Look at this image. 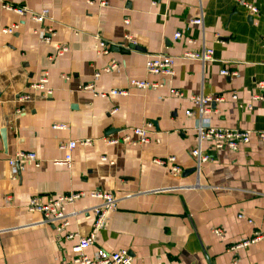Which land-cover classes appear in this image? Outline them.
<instances>
[{
  "label": "crops",
  "instance_id": "1",
  "mask_svg": "<svg viewBox=\"0 0 264 264\" xmlns=\"http://www.w3.org/2000/svg\"><path fill=\"white\" fill-rule=\"evenodd\" d=\"M241 1L258 14L236 0H0V264L70 260L80 238L92 232L100 204L89 195L94 191L112 193L116 205L94 233L88 255L127 250L133 264H264V238L232 250L264 236V143L253 135L230 151L214 150L205 140L202 153L211 159L199 171L190 155L200 122L264 130V100H251L264 81V0ZM3 4L47 10L48 18L38 24ZM201 14L202 25L190 24ZM12 25L13 34L1 32ZM47 29L54 32L49 44L42 41ZM177 32L182 37L174 39ZM126 36L136 49L125 48ZM60 46L68 51L57 56ZM203 48L213 50V61L181 58ZM160 53L174 59L169 78L145 70L147 58ZM43 76L50 96L32 87ZM131 80L163 85L138 89ZM112 90L127 94L109 95ZM21 95L28 100L20 102ZM219 95L223 101L205 104L203 115L190 100ZM148 122L149 144L105 142ZM86 139L91 144L73 149L70 167L56 164L64 157L60 145ZM19 151L36 154L39 165H9ZM169 156L182 168L179 176L153 163ZM72 192L83 196L66 206L69 225L61 233L27 210L32 197L44 202Z\"/></svg>",
  "mask_w": 264,
  "mask_h": 264
},
{
  "label": "built area",
  "instance_id": "2",
  "mask_svg": "<svg viewBox=\"0 0 264 264\" xmlns=\"http://www.w3.org/2000/svg\"><path fill=\"white\" fill-rule=\"evenodd\" d=\"M236 1L243 8H245L250 15L258 14V9L254 5L241 0ZM92 3L93 2H90V4ZM100 5H105V3L100 2ZM3 8L20 16L29 15L30 18L38 24H43L45 19L48 18L47 10H42L40 13H33L26 10L25 8L13 6L10 4H3ZM125 22L127 23V21ZM190 24L202 25V14L198 18L192 20ZM15 29H17V25H12L11 27L2 29L1 32L6 35H11L13 34ZM53 36L54 32L51 29H47L46 33L42 37V41L46 44H49ZM181 37L182 35L180 32L174 34V39H179ZM126 42L127 43L125 44V48L129 47V43H133V39L130 36H126ZM99 46L102 52L107 53L108 49L104 42H99ZM67 51V46H60L57 47L56 54L57 56H62ZM181 58L186 60H195L205 64L207 62L213 61V50L203 48L200 51H188L183 53ZM173 65L174 59L171 56L160 53L151 55L147 58L145 62V70L149 75L158 76L160 78H169L174 75ZM114 67L115 64L112 63L109 66V70ZM220 74L223 76L234 75V73H230L227 70H222ZM47 82V77L43 76L38 80L37 83L32 84V87L41 90L44 96H50L52 94V91L46 86ZM130 85L138 89H150L161 87L163 83L162 81L150 83L141 80H131ZM91 88V84L84 87V89ZM258 88L260 89V93L252 94V102H259L264 100V81L258 83ZM126 94L127 91L112 90L109 92V95L123 96ZM174 94L179 96L181 95L179 92H175ZM106 95L107 94H101L102 97H105ZM28 98V95H21L19 96L18 100L20 102H23L25 100H28ZM231 99L236 100L237 96L233 94L231 96ZM190 100L197 105L199 114L203 115L209 112V109L205 108V104L211 102H222L223 96H195L190 98ZM21 112V107L16 110L17 114H20ZM191 114L192 113L190 111L186 112V115L188 116H190ZM54 128L64 129L65 126L56 125L54 126ZM152 128V123L148 122L143 127L132 128L128 133L124 134L120 138H111L105 140V142L111 145L119 143L129 145H146L152 142L151 138L149 137V133ZM253 135H255L260 142L264 143V130L253 133L248 130L217 128L209 125L208 123L200 122L196 128V145L190 151V155L195 161L196 170L199 171L200 167L211 159L209 155L202 153V143L205 140H209L212 143V148L214 150L237 151L241 146L247 145ZM155 142L158 143V140H155ZM90 144L91 140L86 139L82 141H71L67 144L60 145L59 148L64 153V157L62 161L56 162V164L70 167L73 149H75L78 145L89 146ZM102 160L106 161L107 159L105 157H102ZM7 162L11 166H20L25 162H32L35 166L39 165L36 154L24 151L16 152L12 157L7 160ZM153 163L156 165L164 166L168 170V172L174 177L179 176L183 171L174 156H169L165 159H154ZM110 164H112V162H110ZM89 195L90 197L100 201V204L93 209L95 219L93 223L92 232L87 237L80 238L78 244L73 248L74 256L70 260L63 262L62 264H133V257L129 254L127 250L107 252L102 249H97L93 253V255H88L86 253V250L89 248V246L94 240V233L99 231L103 227L106 214L116 205L115 196L110 192L94 191L91 192ZM82 196V192H72L59 196L48 197L47 200L44 202H42L40 197H32L30 198L26 207L29 212L41 214L43 217V223L48 225H55V231L57 233H61L62 230L69 225V215H67L65 212L66 206L73 204ZM238 218H242V216L240 215L238 216ZM213 232L218 236L222 235V231L219 229H216ZM263 238L264 236L255 235L249 240H245L236 244L234 247H232V250L244 248L251 244H255L261 241Z\"/></svg>",
  "mask_w": 264,
  "mask_h": 264
},
{
  "label": "water",
  "instance_id": "3",
  "mask_svg": "<svg viewBox=\"0 0 264 264\" xmlns=\"http://www.w3.org/2000/svg\"><path fill=\"white\" fill-rule=\"evenodd\" d=\"M129 49H136V47L135 46H133V45H130L129 47H128ZM112 131H110L109 133H111ZM1 136H2V139H3V141H4V143L6 142V136H5V131L4 130H1ZM191 172H193V170H190V173ZM187 174V172H184L183 173V175H186Z\"/></svg>",
  "mask_w": 264,
  "mask_h": 264
}]
</instances>
